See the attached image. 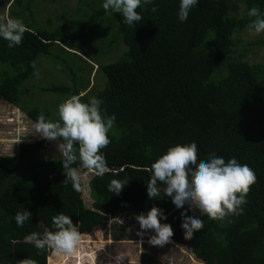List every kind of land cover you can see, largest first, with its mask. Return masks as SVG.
I'll list each match as a JSON object with an SVG mask.
<instances>
[{
	"label": "trees",
	"instance_id": "16d2710c",
	"mask_svg": "<svg viewBox=\"0 0 264 264\" xmlns=\"http://www.w3.org/2000/svg\"><path fill=\"white\" fill-rule=\"evenodd\" d=\"M101 1L79 0L87 3V11L64 10L54 23L48 17L44 26L36 16L37 0H0L1 8L26 26L20 45L9 48L0 39V99L21 108L34 122L41 115L54 122L53 105L27 106L33 98L27 83L37 61L48 56L66 66L71 83L54 82L40 86V91L54 93L59 105L73 95L85 103L95 97L105 113L116 117L110 143L101 150L109 171L103 177L93 173L88 183L91 207L85 205L80 188L64 181L62 156L42 157L46 140L24 142L16 154L0 155V264H48L52 249L38 250L25 237L54 231L56 215L71 217L85 240L107 227L112 217L124 219L152 207L165 210L174 241L205 264H264V62L247 59L246 51L254 44L239 40L254 19L248 11L256 7L264 15V0H199L183 23L178 19L179 0H155L137 9L142 19L134 27L125 25L119 14L106 13ZM153 7L158 11L152 12ZM103 21L110 26L102 27ZM108 30L112 32L107 37ZM121 43L126 50L117 55ZM80 49L90 63L97 56L92 62L106 75L101 87L89 88L88 78L81 80L82 67L71 62L72 54H82ZM101 56L108 60L101 62ZM191 143L197 145L198 163L212 154L226 162L236 158L254 171L256 183L239 215L223 220L200 216L203 228L185 240L181 213L164 197L163 185L158 183L160 194L150 200L147 182L153 162L170 147ZM73 167L84 169L79 161ZM113 179L129 181L119 195L109 191ZM26 209L32 217L18 227L15 215ZM111 228L108 239L127 237L122 225ZM76 261L82 264V259ZM140 264L164 263L143 251Z\"/></svg>",
	"mask_w": 264,
	"mask_h": 264
},
{
	"label": "clouds",
	"instance_id": "9594fccd",
	"mask_svg": "<svg viewBox=\"0 0 264 264\" xmlns=\"http://www.w3.org/2000/svg\"><path fill=\"white\" fill-rule=\"evenodd\" d=\"M154 3L155 0H103L102 7L106 13L119 14L128 27H134L142 19L137 9L142 4ZM198 3L199 0H179V21H187ZM151 11L157 12L158 8L153 7ZM248 16L254 18L248 25L250 33L255 36L264 34V15L260 10L253 7ZM25 32L22 20L0 15V39L7 41L9 48L20 45ZM101 104L102 101L95 97L85 103L79 95H73L58 106V122L49 121L43 115L35 122L36 136L50 142L62 141L56 144L62 156L64 181H70L76 190L80 188L78 169L73 167L77 161L96 176L103 177L109 171L101 150L110 143L108 134L116 117L105 113ZM151 173L147 182L148 198L155 200L160 194L158 183L163 185L164 197H168L181 213L185 240L192 239L203 228L200 216L223 220L229 215H239L250 186L256 183L254 171L236 158L226 162L223 157L212 154L206 161L198 163L195 143L170 147L152 163ZM128 183L113 179L109 191L119 195ZM31 217L32 213L26 209L17 212L15 222L18 227H23ZM135 219L139 225L138 236L153 233L148 238L149 245L163 246L174 240L172 225L166 222L168 217L164 209L152 207ZM52 224L54 231L33 232L25 237V242L38 250L52 249L58 257L73 256L80 249L82 236L72 218L59 214L52 218Z\"/></svg>",
	"mask_w": 264,
	"mask_h": 264
},
{
	"label": "rangeland",
	"instance_id": "374dc122",
	"mask_svg": "<svg viewBox=\"0 0 264 264\" xmlns=\"http://www.w3.org/2000/svg\"><path fill=\"white\" fill-rule=\"evenodd\" d=\"M78 3L79 0H59L56 3H50L47 0H37L35 4L36 16L41 21L42 25L48 26V17H51L54 23V18L62 14L64 10L68 11L70 14H74L80 9L83 11L88 10L86 2L79 3V6ZM100 4H103V1H101ZM240 5L241 9L239 12L240 14H244L245 5L242 3H240ZM0 15H6L7 17L12 18L8 12V8L3 9L1 6ZM100 25L105 28L110 26L106 21H103ZM111 32L112 30L106 32L107 37ZM101 39H104V35L102 34ZM239 40L246 45L250 42L254 44L250 46L248 51H246L247 59L251 62H264V34L259 36L252 35L249 28H247L240 33ZM260 40L262 42L258 43ZM92 44L93 41L90 42V47ZM123 45H120L116 49L117 53L115 54L119 55L124 49L126 50V46L124 45V48ZM106 46L105 42L104 47L102 46L103 51H105ZM115 46L116 44L113 45V47ZM57 51L60 53L63 52L61 48H58ZM81 53L82 54H72L71 56V62L82 67L81 73H84L82 74L81 80L84 81L88 78L90 82L89 88L91 89L101 87L106 82V75L100 70V68H98L99 63L92 62L98 60V58H96L97 56L94 57L90 63L89 60L82 57V50ZM112 56H114V53L108 55V57ZM121 56L122 55L118 56L114 60L119 59ZM46 57L48 56H43L37 61L36 73L27 83V86L33 88V91L31 92L33 98L28 101L30 105L27 106L32 107V105L37 104V102H41V107L43 106L44 108L47 107V103L53 105V108L51 109V119L54 122H58L59 97L54 93L40 91L39 87L54 82L71 83V80L66 66H61L56 63V61ZM99 60L101 62H106L108 58L101 56ZM72 63L69 62L67 67L69 68V66H71L69 64ZM25 99L27 98L22 97V100ZM36 135L35 122L21 108L16 107L4 99H0V155L16 154L21 143L33 142L41 139ZM47 143L48 147L43 151L42 157L47 159L61 157V154L57 149V144L61 143V141H47ZM78 173L80 176V191L85 205L91 207L93 200L90 197L88 183L93 172L84 168L78 170ZM139 214L141 213L132 212L129 217L124 219H116V217H112L107 227L96 231L89 236L85 235L87 238L82 240L80 249L71 257H58L54 251L51 250L48 264H78L76 261L77 259H79V261L82 259V264H140V254L143 251H148L155 258L161 259L164 264H205L197 259L186 245H180L174 240L173 242L170 240L169 243L163 246L149 245L148 238L153 233H146L143 237L137 235L139 225L136 222L135 217ZM115 223L122 225L127 233V237L122 241L108 239L111 236V225L113 227ZM80 252L83 255L85 254V256H79ZM50 257L52 258L51 261Z\"/></svg>",
	"mask_w": 264,
	"mask_h": 264
}]
</instances>
